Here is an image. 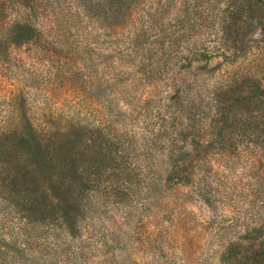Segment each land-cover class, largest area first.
<instances>
[{"label": "rangeland", "instance_id": "obj_1", "mask_svg": "<svg viewBox=\"0 0 264 264\" xmlns=\"http://www.w3.org/2000/svg\"><path fill=\"white\" fill-rule=\"evenodd\" d=\"M259 1L187 0L182 27L177 6L143 0L130 44L108 0H0V264H264L250 258L264 252V139L222 118L235 103L230 119L264 127ZM19 20L37 33L16 46ZM193 75L220 93L227 151L194 153L186 186L148 192L129 138L172 124Z\"/></svg>", "mask_w": 264, "mask_h": 264}, {"label": "trees", "instance_id": "obj_2", "mask_svg": "<svg viewBox=\"0 0 264 264\" xmlns=\"http://www.w3.org/2000/svg\"><path fill=\"white\" fill-rule=\"evenodd\" d=\"M260 2L259 0H256ZM143 0H108L109 13L108 22L112 34L117 36L133 34L131 41L136 43L143 39L146 35L142 24V16L137 18L138 24L141 23L140 28L135 26L133 17L136 14L135 8L141 5ZM167 9L177 6L176 17L181 22L182 27L189 25V17L187 13V0H164L162 5ZM232 13V10H230ZM153 19V16H149ZM36 29L29 22L19 20L13 29V44L21 46L27 44L36 37ZM220 43V36H219ZM173 44H170L171 48ZM220 48V44H219ZM197 54L194 52L190 58L192 64L190 68L196 63ZM193 69V68H192ZM198 80L193 75L189 80L188 93L184 99L179 93L174 94L172 98L177 108V113L173 119L172 124L162 125L153 134L144 132V139L147 140L135 142L129 138V145L126 149L128 159L134 161L136 158V148L140 152L142 160L141 167L134 165L135 170H140V183L150 192V190L159 191L161 187L166 184L172 186H186L191 171L195 168L192 156L198 161L204 162L206 157L211 154H220V149L227 151L225 138L221 139L220 130V93L214 92L212 94H202L196 89ZM239 102H236V104ZM235 103L230 107L224 109V130H230L229 135H240L242 137H259L264 139V127L258 126L250 121L240 122L239 120H232L229 118V113ZM111 111V108L109 107ZM115 118V116H113ZM182 117H185L186 123L183 122ZM230 120V121H229ZM180 121V122H179ZM179 122V123H178ZM224 147V148H222ZM202 170L199 166L197 170ZM203 170V174L207 173ZM208 175H203V179L208 181ZM210 194L202 196L204 202H208ZM200 197V195H198ZM204 197V198H203ZM262 254L254 253L250 258L253 263L259 261Z\"/></svg>", "mask_w": 264, "mask_h": 264}]
</instances>
